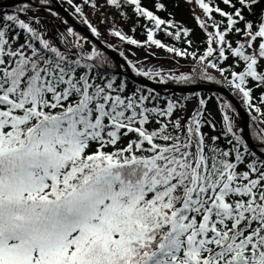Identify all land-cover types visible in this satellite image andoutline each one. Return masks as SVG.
<instances>
[{
  "label": "snow or ice",
  "instance_id": "1",
  "mask_svg": "<svg viewBox=\"0 0 264 264\" xmlns=\"http://www.w3.org/2000/svg\"><path fill=\"white\" fill-rule=\"evenodd\" d=\"M150 2L67 0L95 39L69 26L53 0L0 11V264H264V0H185L200 10L192 15L202 51L193 29ZM105 36L146 58H159L155 48L190 61L165 70L119 51L136 76L229 88L257 114L260 152L223 95L129 90L125 65L101 50H116Z\"/></svg>",
  "mask_w": 264,
  "mask_h": 264
},
{
  "label": "trees",
  "instance_id": "2",
  "mask_svg": "<svg viewBox=\"0 0 264 264\" xmlns=\"http://www.w3.org/2000/svg\"><path fill=\"white\" fill-rule=\"evenodd\" d=\"M59 2L72 14V16L78 22H80V18L74 14V11H73L72 7L67 3V0H59ZM144 2L147 4V6L149 8L152 7V4H151L150 0H144ZM161 2L165 3L166 8L163 11H157V14L159 16H161L162 18H165V19L173 18V19H175V21L181 23L183 26H186V27H189V28L193 29V38L196 40L197 45H199L200 50L202 51L203 48L205 47V45L201 44V41H203L205 39V36L201 32V30L197 27L196 21L193 19V15H192V10L193 9H195V12L197 14H199L200 10L198 8H195L194 5L185 2V0H178V1H176V0H161ZM220 6L221 7H224L223 4H221ZM11 10H12V8H0V11H11ZM257 11H259V9H257ZM245 15H247V13H245ZM91 16L92 15H91V12L89 10V19L92 20V22L95 24L96 21L99 20V15H97L96 18L95 17L92 18ZM249 18L250 19H254V17H249ZM217 19H219L218 16H217ZM121 23H123V21H121ZM129 23H132V21H129ZM144 23H145L144 20H141L140 21V24H144ZM124 28L127 31L128 30V24H124ZM100 30H101V32L104 31L103 26H101ZM129 34H131V33H129ZM135 38L138 39V40H141V41H143L144 39H146V35L143 34V28H139V27L137 28V30L135 32ZM157 38L158 39H161L165 43L175 44V46H177V47H184L185 46L181 42H176V41H173L171 38L166 37L163 32L158 33L157 34ZM229 39L234 41L235 39H237V37L230 35L229 36ZM104 43H106V44L107 43L114 44L116 46V50H118V51H124L126 56H128V54H127V48L126 47H128L129 51H132L134 49H137L135 46L121 45L119 41L114 40V39H106V38H104ZM137 50H139L141 52L142 51H145L143 48H139ZM152 51L156 52L159 55H165L167 57H170V54H167L164 50H160V49L153 48ZM177 59L180 62L186 63V66H188V67L190 66V61L185 60V59H180V58H177ZM112 62L115 63L113 60H112ZM227 63L231 64L232 63V60L230 59ZM210 71L212 72L213 75H216L217 78H220V74L217 73V72H215V70H211L210 69ZM125 77L126 76L124 74H122L121 78H125ZM127 80H128V83H129V90H131V88L134 87V86H140V85L132 82L128 78H127ZM200 93L204 97H206V98L209 97V96H214L215 94H219L217 92H208V91H200ZM192 94H194V93H170V94L167 93V94H163V95L161 94V96H170V95L181 96V95H192ZM259 95H260V90H257L256 92H254V96L255 97L258 98ZM235 97L239 100V102L241 103V105L248 111V113L251 116V118L253 116H257L256 113L250 112L247 109V107L243 104V102L241 101V99L238 96H235ZM194 100H195V102L197 104V100L196 99H191L189 101H194ZM208 108H209V110H211L212 108H214L215 114H213V115L219 121L221 119V117H220V114H219V112L217 110L215 99H212L209 102ZM254 131H255L254 125H253V121L251 119V121H250V132H251L252 138H253V135H254ZM254 142L258 143L261 146V144L258 141H255L254 140ZM260 150H261V147H260Z\"/></svg>",
  "mask_w": 264,
  "mask_h": 264
},
{
  "label": "water",
  "instance_id": "3",
  "mask_svg": "<svg viewBox=\"0 0 264 264\" xmlns=\"http://www.w3.org/2000/svg\"><path fill=\"white\" fill-rule=\"evenodd\" d=\"M17 3H19V0H0V8H9L15 6ZM52 8L57 11L64 19L67 20V22L74 27L79 33L83 34L84 36L90 37L92 39H95L91 37V33L89 30L85 27L79 24L70 14L69 12L63 8L57 0H53ZM101 50L105 51V53L115 62L119 61V63L124 64V71H120L121 73H124L127 78L132 80L133 82L139 84V85H147L150 87H154L159 91L161 94L168 93V92H177V93H193L197 91H214L218 92L222 95H224L226 98H228L232 104L234 105L237 114L241 121V127H242V133L243 136L246 138L247 142L251 146V148L257 153L260 152L258 149L259 145L256 144L251 136H250V130H249V121L250 117L248 113L243 109V107L240 105V103L237 101L236 98L229 92V90L224 86H219L211 83H200L196 85H186V86H178L174 84H158L153 81H149L146 78L136 76L131 69L127 66L123 58H121L118 54V52L112 49H106L103 45H101Z\"/></svg>",
  "mask_w": 264,
  "mask_h": 264
},
{
  "label": "rangeland",
  "instance_id": "4",
  "mask_svg": "<svg viewBox=\"0 0 264 264\" xmlns=\"http://www.w3.org/2000/svg\"><path fill=\"white\" fill-rule=\"evenodd\" d=\"M176 1H178V0H176ZM41 14H43V11L41 12ZM91 15H92L91 16L92 18H94V17L96 18V16H97V15H93V14H91ZM52 19H53L52 17H49V20H52ZM54 23L59 25L61 28L63 27V25L60 23L59 20L54 21ZM104 38L113 39L110 36H105ZM126 48H127L128 57L131 60H133L134 62H136L139 66L151 67V66L155 65L157 67L163 66L165 68V70L171 68L173 70H179V71H184V70H187V68H188V66H186V63L179 61V63L177 64L174 60H172L170 57H167L165 55L157 54V56L159 58H153L152 56H147V58H146L145 51L141 52V51H139L137 49H134V50H132L133 51L132 52V51H129L128 47H126ZM171 84H174V83H171ZM187 103H188V108L190 110L193 109L195 107V105H196L195 100L194 101H189ZM210 111L213 114H215L214 108H212ZM233 119L235 120L236 125L237 126L239 125V128L241 129L240 120H239V118H238L236 113L233 115Z\"/></svg>",
  "mask_w": 264,
  "mask_h": 264
}]
</instances>
